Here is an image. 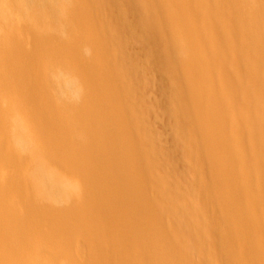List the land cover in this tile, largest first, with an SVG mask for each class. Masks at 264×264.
I'll return each mask as SVG.
<instances>
[{"label":"bare ground","instance_id":"1","mask_svg":"<svg viewBox=\"0 0 264 264\" xmlns=\"http://www.w3.org/2000/svg\"><path fill=\"white\" fill-rule=\"evenodd\" d=\"M0 264H264V0H0Z\"/></svg>","mask_w":264,"mask_h":264},{"label":"rangeland","instance_id":"2","mask_svg":"<svg viewBox=\"0 0 264 264\" xmlns=\"http://www.w3.org/2000/svg\"><path fill=\"white\" fill-rule=\"evenodd\" d=\"M136 47L137 48L134 49L133 51L134 52L139 51V53L137 54L138 56L143 57V55H145L147 53V51L145 49H143L139 46H136ZM136 60H137V58H136ZM137 62H139V61H137ZM140 68L143 70H146L144 62L140 64ZM150 80H151V85H153V86L157 84V81H159L157 74L154 73L153 71L150 73ZM154 127L158 131V133L164 132V129H163L161 122L156 123V125H154ZM165 142H166V140H165Z\"/></svg>","mask_w":264,"mask_h":264}]
</instances>
